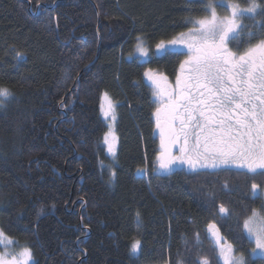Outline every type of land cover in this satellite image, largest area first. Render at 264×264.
<instances>
[{"label":"trees","instance_id":"obj_1","mask_svg":"<svg viewBox=\"0 0 264 264\" xmlns=\"http://www.w3.org/2000/svg\"><path fill=\"white\" fill-rule=\"evenodd\" d=\"M207 2L0 0V87L12 93L0 105V230L13 255L30 248L29 264H222L210 236L218 230L246 264H264L250 256L243 229L264 205L251 191L264 188V176L158 174L148 74L176 76L184 56L167 51L143 63L135 51L154 52L193 28L190 20L210 15ZM262 21L260 9L241 17L230 44L264 39ZM105 93L116 103L115 157L105 143ZM220 205L229 213L218 214Z\"/></svg>","mask_w":264,"mask_h":264},{"label":"snow or ice","instance_id":"obj_2","mask_svg":"<svg viewBox=\"0 0 264 264\" xmlns=\"http://www.w3.org/2000/svg\"><path fill=\"white\" fill-rule=\"evenodd\" d=\"M216 6L225 7L229 14L218 16ZM258 9L264 11L256 0H250L246 8L232 0H208L203 10L210 15L190 20L194 27L187 33H180L167 42L161 40L151 53L142 47L138 49L141 56L148 57L167 53L169 46H182L183 51L177 54L187 56L180 63L175 88L169 92L157 86L155 92L157 102L162 105L155 113L161 134L160 169L170 170L179 161L193 170L237 165L252 174L259 170L258 174L264 176V39L243 53L229 48L244 28L239 22L241 17L252 14L254 18ZM259 26L264 28V21ZM248 35L254 37L255 33ZM11 96L9 89L0 87V105ZM104 100L107 107L102 104L101 108L107 117L114 105L107 93ZM177 144L180 155H173L171 146ZM108 150L114 152L111 143ZM251 191L264 197V188L256 183L251 185ZM261 207L264 209V205ZM223 213H229V209L220 205L218 214ZM252 213L244 220L243 229L248 233L249 242L255 244L252 253L256 254L259 249L264 255V216L256 210ZM209 228L216 229V225L210 224ZM212 235L223 264H246L243 256L232 255V246L225 245L216 231ZM4 238L0 230V240ZM140 247L141 241L135 240L131 251L136 252ZM19 256L23 259L14 257L9 261L0 255V264H29L31 249L24 248ZM201 264L208 261L205 259Z\"/></svg>","mask_w":264,"mask_h":264},{"label":"flooded vegetation","instance_id":"obj_3","mask_svg":"<svg viewBox=\"0 0 264 264\" xmlns=\"http://www.w3.org/2000/svg\"><path fill=\"white\" fill-rule=\"evenodd\" d=\"M187 32L188 31H186L185 33H187ZM252 45H255V44H252ZM252 45H245V46H241V48H237V47L232 46L231 44H229V48L233 52L243 53L248 47H250ZM176 48H177L176 50H174V51L172 50V51L173 52H182L183 51L182 50V46H177ZM169 51H171V50H169ZM183 56H184L183 60H185L187 58L186 54H183ZM178 72H179V69L177 70L176 76H177ZM150 74L152 76H154L155 74L157 76L158 75L162 76L160 78L161 82L158 83V85L170 86V87H167V89H164V90H169V92H170L172 89L175 88L174 85L176 84V76L164 75V74H162V73H160L158 71L152 72ZM155 79L154 78L149 79V75H148V79H147L148 86L152 89L153 94L157 90V87H155V83H153V81H155ZM153 98H155L156 101L158 100V97H156V96H154ZM158 107H162V105L160 103H158L157 104V108ZM154 120H156V115H154ZM156 125H157V121H156ZM157 134H158L157 135L158 140L160 141L159 151L161 152V134H160L159 130H157ZM171 151H172L173 155H180L179 145L178 144L177 145H172L171 146ZM160 152H159V154H160ZM158 157H159V155H158ZM157 163H158V158H157ZM225 170H235V171L239 170V171L246 172V173L248 172L246 168H242V167H239L237 165H222V166H220L218 168H204V169H195V170H193V169L189 168V166L186 163H181V162L177 161L172 166V168L170 170L161 171L159 169L160 172H158V174H161V175H163L165 177H168V178H171L172 176H178V177L182 178L184 175H192V174H198L200 176H203V175H214V174H217V173H224ZM258 172H259V170H258ZM213 232H210L211 237H213V235H212ZM216 234H217V236H221L218 232H216ZM223 242H224L225 245L229 244L228 242H226L224 237H223Z\"/></svg>","mask_w":264,"mask_h":264},{"label":"rangeland","instance_id":"obj_4","mask_svg":"<svg viewBox=\"0 0 264 264\" xmlns=\"http://www.w3.org/2000/svg\"><path fill=\"white\" fill-rule=\"evenodd\" d=\"M218 16H220V15H218ZM220 17H223V16H220ZM178 36H176L175 38H177ZM167 41H169V40H166L165 42H167ZM142 46L141 45H139L138 46V48H137V50L135 51V55L140 59V61L141 62H143L144 63V61H147V60H149V58L151 57V55L150 56H148V57H143V56H141L140 55V53H139V51H138V49L139 48H141ZM177 46H169V48H168V51L169 50H176L177 48H176ZM142 48H144L145 49V47L143 46ZM154 51H155V48H154ZM165 53H159V54H156L157 56H161V55H164ZM152 76V75H151ZM162 76L161 75H154V76H152V78H156L155 79V87H157V86H159V88L160 89H167V87H170V86H164V85H158V83H160L161 82V78ZM173 85V84H172ZM175 86V85H174ZM155 91V90H154ZM167 91H169V90H167ZM156 92V91H155ZM155 92H154V96H156L155 95ZM108 97H109V99L111 100V102L113 103V105H114V109H113V111H112V113H110L107 117H105V115H104V112H103V116H104V118H105V120H106V122H108V131H107V134H106V136H105V143L107 144V146H108V148H109V144L111 143L112 145H113V147H114V152H110L109 150H108V152H109V154H112L114 157L117 155L116 154V151H117V149H118V147H119V139H118V132H116V124H117V110H116V103H115V101L114 100H112L111 98H110V96L108 95ZM157 97V96H156ZM102 100H103V104H104V106H105V108L107 107V104H106V102H105V100H104V95H103V98H102ZM113 116L115 117V119H113ZM157 130H159V132H160V129L159 128H157ZM106 137H107V139H106ZM113 137H115V139L113 140ZM160 152V151H159ZM160 155V154H159ZM159 164H158V172H160L159 171ZM161 171H166V170H162V169H160ZM256 196H259V195H256ZM264 198V197H263ZM256 212L257 213H259L260 214V216H264V209H260V210H256ZM252 214L253 213H251V215L250 216H252ZM245 232H246V235L248 236V233H247V231L245 230ZM5 237V236H4ZM7 242V240H6V237L4 238V239H2V240H0V246H2V247H4V249L3 250H0V255H4L5 256V259H7V260H9V261H11L14 257L15 258H17V259H20V260H22L23 258L22 257H17V255H13L11 252H10V250H8L7 248H6V246H8V245H6V244H4V243H6ZM254 246H255V244H254ZM140 248L136 251V252H134L136 255H138L140 252ZM232 255H234V256H237V257H239V255H237L236 253H235V250H234V248L232 247ZM241 256V255H240ZM250 256H252V257H260V258H262V257H264V255H262V254H260V250L259 249H257V252H256V254H253L252 253V251H251V254H250ZM220 259V258H219ZM221 260V263L223 264V260L222 259H220Z\"/></svg>","mask_w":264,"mask_h":264},{"label":"water","instance_id":"obj_5","mask_svg":"<svg viewBox=\"0 0 264 264\" xmlns=\"http://www.w3.org/2000/svg\"><path fill=\"white\" fill-rule=\"evenodd\" d=\"M98 23H99V21H98ZM97 59V58H96ZM218 232V231H217ZM219 233V232H218ZM220 234V233H219ZM221 235V234H220ZM211 236V235H210Z\"/></svg>","mask_w":264,"mask_h":264}]
</instances>
